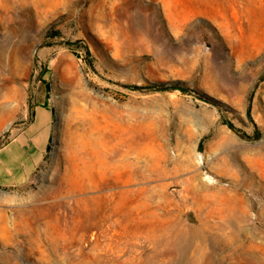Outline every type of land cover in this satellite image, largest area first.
I'll return each mask as SVG.
<instances>
[{"label":"rangeland","instance_id":"1","mask_svg":"<svg viewBox=\"0 0 264 264\" xmlns=\"http://www.w3.org/2000/svg\"><path fill=\"white\" fill-rule=\"evenodd\" d=\"M259 154L264 0H0V264H264Z\"/></svg>","mask_w":264,"mask_h":264},{"label":"bare ground","instance_id":"2","mask_svg":"<svg viewBox=\"0 0 264 264\" xmlns=\"http://www.w3.org/2000/svg\"><path fill=\"white\" fill-rule=\"evenodd\" d=\"M208 13H213L210 9L208 10ZM118 156V154L116 153L115 155H114V157H112V159L113 158H116ZM197 163L198 164H201V163H203V161H202V157L201 156H198L197 157ZM227 162V161H226ZM190 163V162H189ZM228 163V162H227ZM230 163V162H229ZM256 166H257V168L259 169V171H260V174H261V179H259V180H257L256 178H253V176L252 177H246V179H242L241 181L242 182H244L245 183V185H247V186H250V187H256L259 191H261V192H263L264 193V154H259L258 156H257V158H256V164H255ZM228 167V166H227ZM133 172L130 174V176H129V178L127 179L128 181H130L131 179H132V177H133ZM234 179H236V180H238V178L236 177V176H234ZM240 180V179H239ZM210 182V181H209ZM213 182V181H212ZM220 190V189H219ZM226 190H227V188H226ZM227 192V191H226ZM239 199L240 198H238V199H236L235 201H239ZM243 199V198H242ZM229 201L230 200V198L229 197H227V198H225L224 199V201ZM241 200V199H240ZM232 201V200H231ZM228 204H229V202H228ZM153 233H152V236L154 237V238H157V239H159L158 241L160 242L161 241V239H165V238H169V239H172L171 238V236L169 235L170 234V232H167V231H163L162 233H156L155 231H152ZM166 240V239H165ZM168 240V239H167ZM169 241V240H168Z\"/></svg>","mask_w":264,"mask_h":264}]
</instances>
